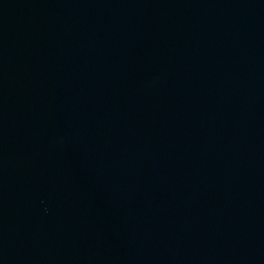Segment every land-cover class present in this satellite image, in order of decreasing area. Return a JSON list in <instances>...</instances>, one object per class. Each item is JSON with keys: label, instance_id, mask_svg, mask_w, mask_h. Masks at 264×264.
I'll list each match as a JSON object with an SVG mask.
<instances>
[{"label": "water", "instance_id": "95a60500", "mask_svg": "<svg viewBox=\"0 0 264 264\" xmlns=\"http://www.w3.org/2000/svg\"><path fill=\"white\" fill-rule=\"evenodd\" d=\"M264 222V0H122Z\"/></svg>", "mask_w": 264, "mask_h": 264}]
</instances>
